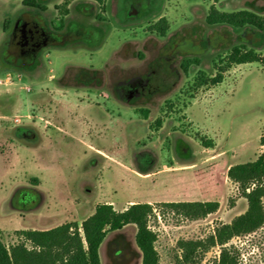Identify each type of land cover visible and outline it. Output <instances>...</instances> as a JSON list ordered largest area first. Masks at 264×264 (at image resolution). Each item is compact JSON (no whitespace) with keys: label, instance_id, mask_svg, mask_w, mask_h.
Returning <instances> with one entry per match:
<instances>
[{"label":"rangeland","instance_id":"1","mask_svg":"<svg viewBox=\"0 0 264 264\" xmlns=\"http://www.w3.org/2000/svg\"><path fill=\"white\" fill-rule=\"evenodd\" d=\"M220 0H76L68 17L43 0H0V231L81 224L100 203L122 211L154 206L160 264H176L180 240L203 239L244 213L231 165L264 153V61L234 64L213 84L235 46L264 57V32L210 25ZM223 9L258 10L264 0H223ZM236 5V6H235ZM253 9V10H252ZM221 11V10H220ZM254 12V11H253ZM165 17L160 36L153 25ZM101 16V17H99ZM28 21L46 35L16 44ZM213 142V147H205ZM218 201L191 220L167 202ZM137 227L110 232L102 264H141ZM240 264H264V225L230 242ZM211 248L201 264H216Z\"/></svg>","mask_w":264,"mask_h":264},{"label":"trees","instance_id":"2","mask_svg":"<svg viewBox=\"0 0 264 264\" xmlns=\"http://www.w3.org/2000/svg\"><path fill=\"white\" fill-rule=\"evenodd\" d=\"M74 1L76 0H63L55 6L62 15L61 25L63 17L70 13V5ZM90 1L98 3L101 11H104L107 0ZM22 3L40 12L48 9L43 0H22ZM206 19L210 25L252 26L264 32V15L250 10L225 12L212 6ZM152 29L160 36H165L169 30L168 20L161 17ZM226 61L227 66L219 68L212 79L213 84L221 83L223 71H227L232 65L262 62L264 57L254 49L235 46ZM261 141L264 145V136ZM205 147H213V142H206ZM228 178L238 186L241 196L247 200L246 211L230 223L217 226L206 238L180 240V255L176 258V264H201L203 256L214 247L220 248L216 264H240V251L230 242L236 237L251 234L264 225V153L253 161L231 165ZM165 205L188 219L197 220L217 212L220 203L183 201L167 202ZM153 214L154 206L148 202L132 203L122 211L116 210L111 203H100L94 213L81 224L68 222L46 230H18L17 235L22 240L10 246L2 241L0 231V264H102L100 249L107 235L129 224L137 227L135 241L141 252V264H160L156 248L157 234L149 225Z\"/></svg>","mask_w":264,"mask_h":264},{"label":"flooded vegetation","instance_id":"3","mask_svg":"<svg viewBox=\"0 0 264 264\" xmlns=\"http://www.w3.org/2000/svg\"><path fill=\"white\" fill-rule=\"evenodd\" d=\"M15 35L17 36L16 44L37 46L42 38L46 35L42 33L30 22L24 21L21 26L18 24L15 29Z\"/></svg>","mask_w":264,"mask_h":264},{"label":"crops","instance_id":"4","mask_svg":"<svg viewBox=\"0 0 264 264\" xmlns=\"http://www.w3.org/2000/svg\"><path fill=\"white\" fill-rule=\"evenodd\" d=\"M223 0H220L219 2H213V4L212 5H215V7L217 8V9H219V10H221V11H225V12H234V11H238V9H223V8H221L220 7V4H223V2H222ZM71 6V5H70ZM236 6V5H235ZM26 7V6H25ZM260 8H262L263 9V11H264V7L263 6H261ZM243 10V9H242ZM253 10V9H252ZM254 12H256V13H258V14H260V15H264V13L263 12H259L258 10H253ZM69 15V14H68ZM68 15L66 16V17H68ZM163 16V14L160 16V17H162ZM37 230H40V229H37Z\"/></svg>","mask_w":264,"mask_h":264}]
</instances>
